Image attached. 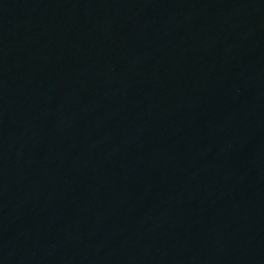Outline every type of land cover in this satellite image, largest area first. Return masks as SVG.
Returning <instances> with one entry per match:
<instances>
[{
    "label": "water",
    "instance_id": "water-1",
    "mask_svg": "<svg viewBox=\"0 0 264 264\" xmlns=\"http://www.w3.org/2000/svg\"><path fill=\"white\" fill-rule=\"evenodd\" d=\"M0 264H264V0H0Z\"/></svg>",
    "mask_w": 264,
    "mask_h": 264
}]
</instances>
